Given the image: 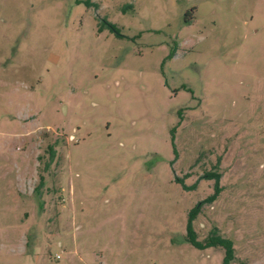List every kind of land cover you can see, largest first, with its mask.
Listing matches in <instances>:
<instances>
[{"label": "rangeland", "instance_id": "obj_1", "mask_svg": "<svg viewBox=\"0 0 264 264\" xmlns=\"http://www.w3.org/2000/svg\"><path fill=\"white\" fill-rule=\"evenodd\" d=\"M78 1L0 0V264H221L212 171L264 264V0Z\"/></svg>", "mask_w": 264, "mask_h": 264}, {"label": "trees", "instance_id": "obj_2", "mask_svg": "<svg viewBox=\"0 0 264 264\" xmlns=\"http://www.w3.org/2000/svg\"><path fill=\"white\" fill-rule=\"evenodd\" d=\"M77 2L79 1L77 0ZM173 53L174 51L170 50L168 58H171L173 56ZM174 131L175 129H173V132ZM204 177L208 180L214 181V191L205 200L198 202L187 214L185 241L191 246L198 249H205L208 247L221 249L223 252V259L221 264H230L232 261H234V248L232 242L229 239L223 238L219 234L211 232L203 240H198L197 235L193 229V222L200 213L202 205L204 203H210L214 201L219 191V189L217 188V184L220 178L219 174L212 171L207 172ZM180 182L182 181L180 180Z\"/></svg>", "mask_w": 264, "mask_h": 264}]
</instances>
